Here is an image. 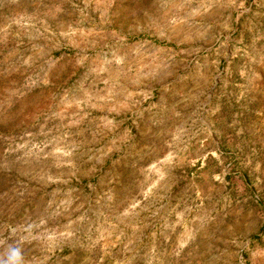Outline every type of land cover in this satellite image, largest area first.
Wrapping results in <instances>:
<instances>
[{"label":"rangeland","instance_id":"1","mask_svg":"<svg viewBox=\"0 0 264 264\" xmlns=\"http://www.w3.org/2000/svg\"><path fill=\"white\" fill-rule=\"evenodd\" d=\"M0 264H264V0H0Z\"/></svg>","mask_w":264,"mask_h":264}]
</instances>
